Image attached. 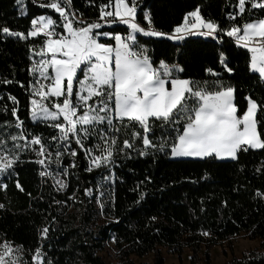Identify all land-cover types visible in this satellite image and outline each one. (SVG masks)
Here are the masks:
<instances>
[{
	"label": "trees",
	"instance_id": "obj_1",
	"mask_svg": "<svg viewBox=\"0 0 264 264\" xmlns=\"http://www.w3.org/2000/svg\"><path fill=\"white\" fill-rule=\"evenodd\" d=\"M237 2L139 0L138 20L147 27L143 19L147 11L157 30L170 33L182 22L185 13L198 6L205 19L218 22L221 28H229L232 23L241 25L264 15L255 9L251 16L245 12L230 21L228 15L237 11ZM99 3L100 0H72V8L77 16L92 22L99 17ZM25 8L26 15L21 16L15 0H0V28L26 34L36 16L52 15L59 20L54 10L40 7L37 1L25 0ZM103 29L125 32L126 26L104 25ZM61 30L58 26L57 31ZM219 36L222 41L190 36L175 43L139 34L138 39L146 44L155 64L161 60L179 64L184 69L181 78L212 80L214 77L205 71L212 68L225 85L236 89L235 102L241 114L247 107L245 97L251 96L264 105V81L249 71L246 50L238 48L226 34ZM42 42L43 37L24 41L0 34V80L12 81L0 83V132L8 127L6 121L16 119L11 115L14 105L8 99L9 95L15 96L19 101L17 115L24 121L29 138L42 136L49 151L55 152L56 144L50 143V138L56 131L29 117L28 85L32 80L28 71L32 63L29 46L38 49ZM101 42L114 43L108 38H101ZM221 51L227 56L228 67L233 69L231 73L219 63ZM260 130L264 132V128ZM15 131L18 130L15 128ZM131 131L122 129L116 134L121 145L124 139L130 138ZM162 134L167 135V131L157 125L155 135L150 138L159 143ZM98 142L97 138H91L85 141V146L92 147ZM70 147L77 149V167L70 169L69 176L62 177L68 182L63 191L56 190L51 178L39 175L41 166L34 162L36 156L32 152H20V161L14 169L0 175V184L7 186L0 188V205H3L0 238H10L18 244L29 260L40 247L45 264L49 260L52 264H105L95 252L113 241L124 264H136L130 256L143 257L150 253L154 254L153 264H163L160 247L178 256L188 249L190 264H199L198 252L202 246L204 264H209V250L235 235L245 233L250 239H264V196L256 195L264 193V150L241 151L237 160H217L172 159L170 150L154 152L153 149H149L148 155L140 156L137 150L129 149L127 155L116 156L110 169L88 172L83 149L74 140ZM142 147V142L136 144V149ZM72 163V158L65 154L62 168ZM52 168L55 170L56 166L53 164ZM103 176L111 178L103 180ZM17 183L23 190L16 187ZM85 189L92 190L91 197L85 194ZM101 192H104L103 209L96 199ZM151 217L156 219L150 221ZM45 227L49 231L41 238ZM203 232L209 234L203 235ZM261 248L264 249V243ZM225 264H264V253L248 251Z\"/></svg>",
	"mask_w": 264,
	"mask_h": 264
},
{
	"label": "snow or ice",
	"instance_id": "obj_2",
	"mask_svg": "<svg viewBox=\"0 0 264 264\" xmlns=\"http://www.w3.org/2000/svg\"><path fill=\"white\" fill-rule=\"evenodd\" d=\"M15 3L20 15H26L25 0H15ZM40 7L54 10L59 20L52 15H39L32 18L26 34L8 27L0 28V34L24 41L43 37L38 49L29 46L32 61L28 68L32 77L28 85L29 117L56 131L50 138L56 150L49 151L42 136L29 138L24 121L17 115L19 101L9 95L14 105L11 115L16 119L5 123L18 131L10 136L12 148L7 147L6 140L0 139V175L14 169L20 161V152H32L36 156L34 162L41 166L39 175L51 178L56 190L63 191L68 182L62 177L69 176L70 169L77 167V149L70 147L73 140L88 159V172L110 169L116 156L127 155L129 149L137 150L140 156L148 155L149 149H153L154 152L170 150L168 154L174 158L217 160H237L241 151L264 150V132L260 130L264 128V105L251 96L245 97L247 107L241 114L235 102L236 89L225 85L212 68L205 70L214 77L212 80L181 78L184 69L179 64L165 60L155 64L146 44L138 39L139 34L172 41H183L190 36L222 41L219 34L224 33L238 48L246 50L249 71L264 81V15L241 25L232 23L229 28H221L218 22L205 19L198 6L185 13L182 22L167 33L154 27L147 11L143 13L147 27L139 22V0H100L99 17L92 22L76 15L72 0H46ZM235 7L237 11L228 15L230 21L245 12L251 16L255 9L264 13V0H238ZM104 25H123L126 31H106ZM58 26L61 31H57ZM101 38L114 43L101 42ZM219 63L227 72L233 71L223 51L219 53ZM0 83L12 81L3 79ZM4 111H7L6 106ZM157 125L167 131V135L158 138L159 143L150 138L155 135ZM122 129L132 131L121 145L116 134ZM91 138L99 142L86 147L85 141ZM139 142L143 147L136 149ZM65 154L73 163L62 168ZM110 178L102 177L103 180ZM6 187L0 184V188ZM16 187L23 190L19 183ZM91 192L85 189L86 195ZM103 195L101 192L96 197L101 209L104 208ZM256 195L264 196V193ZM140 199H144L143 193ZM155 219L151 217L150 221ZM48 231L47 227L43 228L41 238L46 237ZM208 234L203 232V235ZM20 252L19 247L13 248L5 241L0 244V264H20L21 257L17 255ZM44 257L37 247L32 255L33 264H45ZM47 264L52 262L49 260Z\"/></svg>",
	"mask_w": 264,
	"mask_h": 264
},
{
	"label": "rangeland",
	"instance_id": "obj_3",
	"mask_svg": "<svg viewBox=\"0 0 264 264\" xmlns=\"http://www.w3.org/2000/svg\"><path fill=\"white\" fill-rule=\"evenodd\" d=\"M36 1L39 4L46 2V0H36ZM158 39L169 40L166 37H161ZM173 42L180 43L181 41H173ZM15 134H17V131H15V128L5 127L1 129L0 139L6 140L7 147L12 148L13 142L11 141L10 136L15 135ZM19 143L23 144L24 141H19ZM171 158L172 159H200V158H192V157H181V158L171 157ZM223 160H232V159H223ZM92 193L93 192H91V195H88V196L91 197ZM5 241L10 242L13 248H16V247L20 248V246L18 244H14L10 238H6V237L0 238V244H3ZM262 243H264V239H250L247 237L245 233L235 235L229 238L228 240L223 241L219 243L218 245L212 247L209 250V254H210L209 264H225L231 258L233 257L239 258L243 255V253L248 252V251H257V252L264 253V249L261 248ZM158 249L163 258V262H164L163 264H190L191 252L188 249H185L180 256L168 253V251L163 247H160ZM95 253L96 255L100 256L103 259L105 264H124V261L120 258L118 250L116 246L114 245L113 241L106 242L103 248L100 250H97ZM204 253H205V249L202 246L200 251L198 252L199 264L205 263ZM17 255L21 257L20 264H25V262H27V264H29V262L30 264H33L32 255H31V259L29 260L27 258L29 256L25 255V253L23 252V249H21V252L17 253ZM130 259L136 264H142V263L143 264H153L154 254L150 253L143 257L130 256Z\"/></svg>",
	"mask_w": 264,
	"mask_h": 264
},
{
	"label": "water",
	"instance_id": "obj_4",
	"mask_svg": "<svg viewBox=\"0 0 264 264\" xmlns=\"http://www.w3.org/2000/svg\"><path fill=\"white\" fill-rule=\"evenodd\" d=\"M202 38H207V37H202Z\"/></svg>",
	"mask_w": 264,
	"mask_h": 264
}]
</instances>
